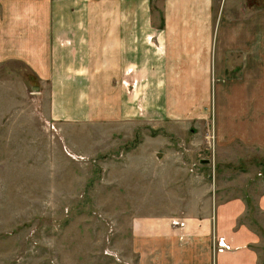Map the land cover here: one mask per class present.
<instances>
[{"label": "crops", "instance_id": "crops-1", "mask_svg": "<svg viewBox=\"0 0 264 264\" xmlns=\"http://www.w3.org/2000/svg\"><path fill=\"white\" fill-rule=\"evenodd\" d=\"M11 62L50 88L52 120L182 121L207 140L213 129L219 157L264 156V0H0V64ZM206 185L184 227L173 213L133 222L136 264H264L250 201ZM220 240L230 249L218 254Z\"/></svg>", "mask_w": 264, "mask_h": 264}, {"label": "rangeland", "instance_id": "rangeland-1", "mask_svg": "<svg viewBox=\"0 0 264 264\" xmlns=\"http://www.w3.org/2000/svg\"><path fill=\"white\" fill-rule=\"evenodd\" d=\"M49 94L25 65L0 64V264H136L133 222L173 213L172 225L184 227L216 180L250 201L264 239L262 153L237 147L219 157L213 129L207 140L182 121L52 120ZM219 246L218 254L230 249Z\"/></svg>", "mask_w": 264, "mask_h": 264}, {"label": "water", "instance_id": "water-1", "mask_svg": "<svg viewBox=\"0 0 264 264\" xmlns=\"http://www.w3.org/2000/svg\"><path fill=\"white\" fill-rule=\"evenodd\" d=\"M159 156H161V154H159Z\"/></svg>", "mask_w": 264, "mask_h": 264}]
</instances>
